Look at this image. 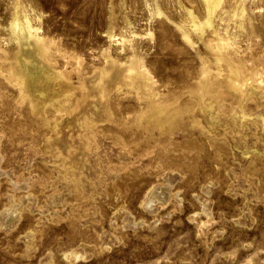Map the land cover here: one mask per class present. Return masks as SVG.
Wrapping results in <instances>:
<instances>
[{"label": "bare ground", "instance_id": "bare-ground-1", "mask_svg": "<svg viewBox=\"0 0 264 264\" xmlns=\"http://www.w3.org/2000/svg\"><path fill=\"white\" fill-rule=\"evenodd\" d=\"M39 3L11 0L6 19L0 22V105L14 118V125H9L12 135L17 131L30 135L27 145L34 151L42 150L55 158L64 156L59 169L43 171L46 180L58 174L56 182L63 179L70 184L71 196L64 203L78 208L89 197L80 176L86 160L79 162L75 153L85 156L97 150L101 140H109L117 151L113 158L106 154L104 168L116 176L103 179L104 192L124 200L144 175L159 180L168 169L183 172L184 182L193 185L205 156L214 160L215 169L229 156L233 145L227 135L240 136L246 127L253 132L248 123L256 125V120L264 126L263 112L251 114L264 106V0H134L146 10L147 23L138 31L125 14L118 35L109 28L105 32L107 47L100 52L103 62L98 67H88L80 55L63 49L49 36L42 26ZM58 3L65 5L64 0ZM155 21L159 32L152 25ZM144 43L153 47L158 43L160 48L149 57ZM161 54L169 55L160 59L163 64L175 65L179 71L157 72ZM61 125L69 129L63 141L57 137ZM252 134L258 140L259 134ZM255 149L245 146L240 154L251 156L244 173L258 175L261 183L263 155ZM174 192L167 193L169 202ZM156 193H152L155 199ZM13 215L12 210L5 211L7 219ZM79 215H69L67 236L81 242L86 250L90 242L77 226ZM40 229L35 226L29 230L35 233ZM29 244L24 245L34 246ZM58 248L68 263L81 253L62 243Z\"/></svg>", "mask_w": 264, "mask_h": 264}, {"label": "rangeland", "instance_id": "rangeland-1", "mask_svg": "<svg viewBox=\"0 0 264 264\" xmlns=\"http://www.w3.org/2000/svg\"><path fill=\"white\" fill-rule=\"evenodd\" d=\"M64 2L65 5L61 6L58 0H40L42 26L49 31L50 37L61 43L63 49L80 55L88 67L92 65L98 67L102 64L100 52L108 44L105 32L111 28L118 35L123 30L121 20L125 14L138 31L147 23L146 10L134 3V0H64ZM70 2H74L75 5H70ZM10 3L11 0H0V22L5 21ZM110 20L112 23H109ZM152 25L156 32H159V28L155 27L157 21ZM158 43L154 44V47L152 44L144 43L143 49H149V57L160 48ZM167 57L169 55L159 56L157 72H178L177 66L168 67L161 62V58L166 60ZM186 63H189V60ZM259 107L255 113L251 112L253 116L262 112L264 115V106ZM11 117L0 105V225H2L0 264H45L49 260H52L51 264H264V181L259 183L258 175L250 177L252 175L247 176L244 173L243 169L251 156L240 154L245 146L250 145L262 153L261 159L264 161V126L261 121L256 120V125L248 123L253 132L246 127L240 136L238 133L234 134L237 135L236 139L227 135L230 145H233L230 146L229 156H225L217 169L214 168V160L205 156L193 185L189 186L184 182L183 172L168 169L159 180H155L153 175H144L124 200L119 195H114L115 199L106 195L102 182L104 178L112 179L116 176L115 173L106 172L104 168L106 154L112 158L117 155L114 145H110L109 140H101L99 148L93 152H86L85 156L76 151L79 162L86 160L82 166L84 169L81 167L80 176L82 180L85 179L84 189L89 196L79 205L80 208H77L72 207L71 202L64 203L65 198L71 196L68 188L70 184L63 179L56 182L58 174L51 177V181L46 180L43 172L51 168L56 171L57 167L63 164L64 156L55 158L51 153L34 151L27 145V142H30V135H23L19 131L12 135L9 125H14L12 123L14 118L11 120ZM68 130L61 125L57 136L59 140L63 139L62 136L66 138ZM251 132L259 134L260 139L257 140ZM242 138L244 140H241ZM102 141L108 142L109 145ZM235 144H238L237 148ZM53 161L59 163L55 164ZM60 170L63 171V168ZM209 172L210 178L207 177ZM43 180L48 181V184ZM56 185L60 194L57 189H53ZM172 191H175L174 199L169 202L167 193L171 194ZM154 192H157V199L152 195ZM7 209L14 212L13 218H5ZM71 213L82 216L78 218L77 226L84 230L83 233L90 242L86 250L83 249L81 242L75 243L67 236L68 217ZM35 226L39 229L41 227L42 230L31 233L29 229ZM59 242L64 247L70 245L71 248L79 250L81 253L77 260L68 263V260L62 259L58 248ZM29 243H33L34 246L31 247ZM24 244H29V248Z\"/></svg>", "mask_w": 264, "mask_h": 264}]
</instances>
